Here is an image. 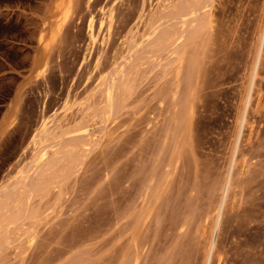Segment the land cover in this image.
Here are the masks:
<instances>
[{"label": "rangeland", "instance_id": "obj_1", "mask_svg": "<svg viewBox=\"0 0 264 264\" xmlns=\"http://www.w3.org/2000/svg\"><path fill=\"white\" fill-rule=\"evenodd\" d=\"M261 37L264 0H0V264H204L225 198L209 264H264ZM42 123L85 134L32 177Z\"/></svg>", "mask_w": 264, "mask_h": 264}, {"label": "bare ground", "instance_id": "obj_2", "mask_svg": "<svg viewBox=\"0 0 264 264\" xmlns=\"http://www.w3.org/2000/svg\"><path fill=\"white\" fill-rule=\"evenodd\" d=\"M170 1V0H169ZM173 4V3H172ZM196 2L193 4V3H191V2H186L185 4H183L180 8H179V10H178V12H177V15H179L180 16V19H183L184 21H186V20H194V21H197L196 20V13H197V7H196ZM168 10V9H167ZM110 11H112V10H110ZM157 12V11H156ZM159 12V11H158ZM167 12V11H166ZM148 14V13H147ZM158 14V13H157ZM167 15V14H166ZM165 15V16H166ZM106 16V15H105ZM108 16H109V14H108ZM154 16V15H153ZM168 16V15H167ZM111 17V16H110ZM144 17V16H143ZM107 18V17H106ZM112 18V17H111ZM149 18V17H148ZM113 19V18H112ZM144 19V18H143ZM142 19V20H143ZM168 19V18H167ZM102 20V19H101ZM106 20V19H105ZM109 20H111V19H109ZM164 20H165V17H164ZM93 21V20H92ZM92 21H89L88 22V33H89V39H90V41H91V44H95V41H96V36L97 35H95L94 33H93V26H92ZM102 21H104V20H102ZM108 21V20H107ZM168 21V20H167ZM190 21H188V24H189V22ZM193 21V22H194ZM111 22V21H110ZM140 22H142L141 20H140ZM166 22V21H165ZM179 22H182V21H179ZM112 23V22H111ZM183 23V22H182ZM191 23V22H190ZM153 24V23H152ZM162 24L164 25V23L162 22ZM193 24V23H192ZM191 24V25H192ZM107 25V24H106ZM147 25V24H146ZM168 25V24H167ZM101 26V25H100ZM162 25L160 24V27H161ZM185 26V25H184ZM195 26H197V25H195ZM109 27V26H108ZM147 27V26H146ZM150 27V26H149ZM165 27V26H164ZM193 27V26H192ZM151 29H152V26H151ZM155 29V28H154ZM158 28L156 27V30H157ZM184 29V28H183ZM193 29V28H192ZM110 30V29H109ZM160 30V29H159ZM164 30V29H163ZM151 31V30H150ZM162 31V30H161ZM181 31H183V30H181ZM195 31V30H194ZM168 32V31H167ZM146 33V32H145ZM187 33V32H186ZM195 33H196V31H195ZM109 34H110V32H109ZM151 34V33H150ZM165 34V33H164ZM163 34V35H164ZM168 35H169V33H167ZM108 35V34H107ZM144 35V34H143ZM148 35V34H147ZM168 35H166V36H168ZM185 35V34H184ZM108 36H110V35H108ZM133 36V35H132ZM155 36H157V34L155 35ZM154 36V37H155ZM159 36V35H158ZM162 36V35H161ZM178 36V35H177ZM181 36V35H180ZM182 36H183V33H182ZM103 37V36H102ZM169 37V36H168ZM193 37V36H192ZM180 38V37H179ZM178 38V39H179ZM186 38V37H185ZM262 38V37H261ZM264 38V37H263ZM262 38V39H263ZM148 39V38H147ZM146 39V40H147ZM152 40H153V37L151 38ZM160 39V38H159ZM181 39V38H180ZM98 40V39H97ZM107 41H108V38L106 39ZM141 40V39H140ZM163 40V39H162ZM195 40V39H194ZM103 41V40H102ZM145 41V40H144ZM174 41V40H173ZM176 41V40H175ZM264 41V40H263ZM154 42H156V41H154ZM162 41L160 40V43H161ZM107 43V42H106ZM148 44L150 43V42H147ZM158 44V43H157ZM180 44V43H179ZM178 44V45H179ZM149 45H151V44H149ZM159 45V44H158ZM169 45V44H168ZM177 45V46H178ZM147 46V45H146ZM162 46V45H161ZM92 47V46H91ZM144 47V46H143ZM148 47V46H147ZM159 48V47H158ZM169 48H171V46L169 47ZM175 48V47H174ZM93 49V48H92ZM160 49H162V48H160ZM164 50H166L167 51V47H166V49H164ZM163 50V51H164ZM171 50H172V48H171ZM162 51V50H161ZM162 51V52H163ZM176 52V51H175ZM143 53V52H142ZM146 53V52H145ZM184 53V52H183ZM169 54V53H168ZM190 54V53H189ZM136 55V54H135ZM141 55V54H140ZM177 55H178V53H177ZM183 55V54H182ZM181 55V56H182ZM134 56V55H133ZM259 57H260V55H259ZM173 59V58H172ZM179 60H180V58H179ZM178 60V61H179ZM181 60H183L182 58H181ZM179 61V63L181 62H183V61ZM174 61V60H173ZM169 62V61H168ZM171 63V62H170ZM180 63V64H181ZM186 63V62H185ZM97 64V63H96ZM168 65V64H167ZM171 65H172V63H171ZM185 65V64H184ZM193 65V64H192ZM166 66V65H165ZM174 66V65H173ZM186 66V65H185ZM170 67V66H169ZM180 67V66H179ZM96 68V67H95ZM187 68V67H186ZM177 69H179V68H177ZM185 69V68H184ZM164 70V69H163ZM179 71V70H178ZM186 71V70H185ZM254 72H252L253 74L251 75L252 76V83H250L249 85H251V90H250V92H248V94L246 95L247 97H246V101L244 102L245 103V105H244V109H243V113L242 114H240L241 115V120L239 121V129H238V134H237V136L239 135V137H240V135H241V132H242V129L244 128V126H245V123H246V117H247V110H248V107H249V105H250V101H251V91H252V88H253V82H254V79L256 78V72H257V68H255V70H253ZM177 72V71H176ZM123 73V72H122ZM117 74V73H116ZM173 74V73H172ZM178 74H180V73H178ZM177 74V75H178ZM185 74V73H184ZM183 74V75H184ZM122 75V74H121ZM165 75V74H164ZM176 75V79L178 78V76ZM120 76V75H119ZM124 76H125V74H124ZM123 77V76H122ZM165 77V76H164ZM182 77V76H181ZM116 78V77H115ZM173 78V77H172ZM113 80H115L114 78H112ZM122 79V78H121ZM175 79V80H176ZM104 80H106L105 78L102 80V81H104ZM123 80H124V78H123ZM163 80V79H162ZM190 80V79H189ZM116 81V80H115ZM171 81V80H170ZM104 84L105 83H107L106 81L105 82H103ZM116 82H114V84H112V85H110V86H108V88H107V90H106V88H105V90L104 91H106V98H107V102L111 105V107L113 108V98H115L116 97V94H115V97H114V88H115V85L118 83H116ZM125 83V82H124ZM183 83V82H182ZM169 85V84H168ZM170 85H172V84H170ZM174 86H176V85H178L177 83H176V85L175 84H173ZM107 86V85H106ZM105 86V87H106ZM121 86H122V84H121ZM161 87V86H160ZM177 87L178 86H176V91H174V92H177ZM189 87V86H188ZM115 89H117V88H115ZM175 90V89H174ZM115 91H117V90H115ZM249 91V90H248ZM172 92V91H171ZM117 93V92H116ZM172 95H174L173 93H172ZM117 97H119V94H118V96ZM172 97H174V96H172ZM120 99V98H119ZM118 99V100H119ZM174 99V98H173ZM119 102H120V100H119ZM115 103V102H114ZM115 107V106H114ZM120 108V107H119ZM116 109V108H115ZM84 111V110H83ZM81 112V111H80ZM87 112V111H86ZM55 121V120H54ZM44 122V121H43ZM46 122V121H45ZM53 122V121H52ZM56 122V121H55ZM50 122H48V124H49ZM48 124L47 123H42V125L39 127V129H37L38 131L36 132L35 131V134L33 135V137H32V141L34 142V144L33 145H35V155L33 156V159H34V161H33V163H32V169L31 170H33V171H31V174H32V177H33V175H34V177H35V175L37 174V173H42L43 171H44V168H50L51 167V164H52V162H48L47 160H64V159H66V160H73L74 159V157L73 156H70L71 154H73L72 152H71V154L69 153V150H67V148L68 147H71V145L70 144H67L64 140V137H66L67 135H69V136H72V138L73 137H77L78 135L80 136V134H85V132L84 131H82V132H78V131H75V132H69V133H67V132H64L63 130H61L62 129V127L64 126L63 124V126L61 127L60 126V128H57V129H55V128H49L48 127ZM51 124V123H50ZM57 124V123H56ZM52 125H54L53 123H52ZM59 125V124H58ZM58 125H57V127H58ZM61 125V124H60ZM52 127V126H51ZM55 127V126H54ZM64 128V127H63ZM58 129H60L61 131L60 132H58V133H56L57 131H59ZM66 129V128H65ZM56 132H55V131ZM81 135V136H82ZM68 138V137H67ZM239 139V138H238ZM67 140V139H66ZM32 141H31V143H32ZM72 141V140H71ZM76 142V141H75ZM65 143L67 144V145H69V146H65ZM237 145V144H236ZM65 149V150H64ZM71 149V148H70ZM237 149V148H236ZM234 151H235V149H234ZM70 154V155H69ZM234 154H235V152H234ZM32 162V161H31ZM232 163H233V161H232ZM232 163L230 164L231 166H232ZM235 163V162H234ZM234 168V167H233ZM232 168V169H233ZM25 170V169H24ZM24 170H21L20 172H19V174L17 175V177L15 178V181H16V184H17V182L20 184V183H22V185H24V187H27V189H28V191H29V193H31L34 189H36V187H37V185L35 184V183H33V182H30L29 181V179L31 178V174H29V175H26V172L24 171ZM28 172V171H27ZM18 173V172H17ZM41 175V174H40ZM227 176H229V175H227ZM230 178L231 177H228V179H227V181L225 182V186H224V190H223V192H224V194L222 195V197H224V195H225V197H226V195H227V193H228V187H229V182H230ZM164 179V178H163ZM225 180V179H224ZM30 183H29V182ZM4 182V181H3ZM153 182V181H152ZM15 183V182H14ZM14 183H12L13 185H14V187H15V185L16 184H14ZM38 183V182H37ZM1 185V184H0ZM12 185V186H13ZM150 185H151V183H150ZM160 185V184H159ZM231 185V184H230ZM40 186V185H39ZM38 186V187H39ZM17 187V186H16ZM23 187V186H22ZM21 187V188H22ZM23 187V188H24ZM41 188V187H40ZM230 188V187H229ZM37 190V189H36ZM7 191H9V189L7 190V187L6 186H4V187H1L0 186V216L1 215H4V214H1L2 213V211H3V209H6V208H4V206L1 204V200L3 199V197L5 196L6 197V193H7ZM12 191H14V190H12ZM39 191V190H38ZM46 190H44L43 192H45ZM153 191V190H152ZM222 191V190H221ZM230 191V190H229ZM19 192V191H18ZM155 192V191H154ZM15 193H16V191H15ZM20 193V192H19ZM36 193H37V191H36ZM40 193H42V192H40ZM153 194V193H152ZM30 195H32V193L30 194ZM36 195V194H35ZM41 195H44V194H41ZM149 195V194H148ZM9 197V196H8ZM21 199V198H20ZM220 199V198H219ZM226 199V198H225ZM224 199V200H225ZM157 200V199H156ZM224 200H223V202L222 203H220V206L218 207L219 208V210H217L218 212H216V215H217V217H216V215H215V217H216V220L214 221V223H213V227L211 228L212 230H211V233H210V236H211V238H210V242H209V245L207 246L208 247V250H207V254H206V257H204L205 258V263L204 264H209L210 263V260H211V257L212 256H214V255H212V251H213V249L215 248V238H217V232H218V229H219V223H220V216L222 215L221 214V211H222V209H223V204H224ZM22 201H23V199H22ZM143 201H145V200H143ZM150 201V200H149ZM7 202V201H6ZM19 202V201H18ZM144 203V202H143ZM18 205H19V203H17ZM22 204V203H21ZM146 204V203H145ZM14 205H16V204H14ZM225 205V204H224ZM21 206V205H20ZM217 207V206H216ZM15 209V208H14ZM21 210V209H20ZM14 211V210H13ZM16 212V211H15ZM14 212V213H15ZM18 212V211H17ZM29 213V212H28ZM148 213V212H147ZM19 214H20V211H19ZM24 215V214H23ZM148 215V214H147ZM146 215V216H147ZM22 216V215H21ZM25 216V215H24ZM27 216V215H26ZM150 216V215H149ZM2 217V216H1ZM33 217H35V215L34 216H32V218ZM4 218V217H3ZM8 218V217H7ZM28 219H29V217H27ZM14 219V218H13ZM17 219H18V216H17ZM31 220V219H30ZM186 221V220H185ZM185 223V222H184ZM211 225V224H210ZM7 227V226H6ZM2 230V229H1ZM0 230V231H1ZM4 230H5V228H4ZM3 230V232H5ZM204 232V231H203ZM206 234H207V232H206ZM209 234V233H208ZM2 235V234H1ZM0 235V236H1ZM6 237V236H5ZM208 237V236H207ZM219 239V238H218ZM207 240V239H206ZM202 241V240H201ZM219 241V240H218ZM203 242H204V240H203ZM208 243V242H207ZM201 244H202V242H201ZM206 244V243H205ZM218 244V243H217ZM200 245V244H199ZM218 246V245H217ZM217 249V248H216ZM202 251V250H201ZM216 253V252H215ZM214 254V253H213ZM218 254V253H217ZM216 256V255H215ZM216 258V257H215ZM136 259V258H135ZM134 259V260H135ZM137 260V259H136ZM212 261H214V260H212Z\"/></svg>", "mask_w": 264, "mask_h": 264}, {"label": "crops", "instance_id": "obj_3", "mask_svg": "<svg viewBox=\"0 0 264 264\" xmlns=\"http://www.w3.org/2000/svg\"><path fill=\"white\" fill-rule=\"evenodd\" d=\"M15 100V94L7 103L3 105V110L0 117V132L4 130L6 125L10 122L12 119L13 111H12V103Z\"/></svg>", "mask_w": 264, "mask_h": 264}]
</instances>
